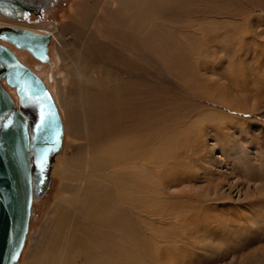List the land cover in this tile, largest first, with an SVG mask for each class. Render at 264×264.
Segmentation results:
<instances>
[{
	"label": "rangeland",
	"instance_id": "obj_1",
	"mask_svg": "<svg viewBox=\"0 0 264 264\" xmlns=\"http://www.w3.org/2000/svg\"><path fill=\"white\" fill-rule=\"evenodd\" d=\"M51 5L16 23L55 35L40 76L65 128L19 264L61 255L87 182L122 173L162 264H264V0Z\"/></svg>",
	"mask_w": 264,
	"mask_h": 264
},
{
	"label": "water",
	"instance_id": "obj_2",
	"mask_svg": "<svg viewBox=\"0 0 264 264\" xmlns=\"http://www.w3.org/2000/svg\"><path fill=\"white\" fill-rule=\"evenodd\" d=\"M51 0H0V14L14 20L43 16ZM0 40L49 62L52 37L30 29L0 26ZM7 86L15 89L17 103ZM42 129L37 128L41 114ZM0 264H17L25 248L34 201L49 188L53 163L63 147L58 103L43 78L0 42ZM13 253L18 255L13 256Z\"/></svg>",
	"mask_w": 264,
	"mask_h": 264
},
{
	"label": "bare ground",
	"instance_id": "obj_3",
	"mask_svg": "<svg viewBox=\"0 0 264 264\" xmlns=\"http://www.w3.org/2000/svg\"><path fill=\"white\" fill-rule=\"evenodd\" d=\"M135 7V3H131L129 10L133 11ZM0 24L18 27V24L11 21L0 20ZM32 31L55 37L52 32H48L47 30L32 29ZM0 42L15 50L29 52L27 49L17 48L11 43H6L1 40ZM58 45L60 50H63L61 44L58 43ZM48 49L50 50V45ZM50 61L51 58L46 63L38 60L39 65L34 70L40 75L43 66L50 64ZM4 85L6 89L9 87L5 82ZM13 90L15 92V89ZM106 175L108 174L106 173ZM106 175L104 174L103 177ZM85 176L87 177L88 174H85ZM127 177L128 175L122 173V176L108 175L104 178L107 184L100 183L98 180L87 182V186L83 191L84 198L80 201L81 204L79 206L82 211L76 217V225L74 224L75 230L71 232V237L67 240L68 243L64 248L65 250H62L61 255H57L58 245L56 246L57 249L50 247L53 249L52 254L45 255L39 263L77 264L79 261H82V264H138L139 262L140 264H162V253H159V251H156L152 247L154 242L156 243L157 241V234L154 232H151L152 235L146 233L142 228L143 220L140 219L141 212H147L149 214H153L154 212L147 210L143 204H140L141 201L137 202L133 200L131 203L128 202L130 198L125 189V182L128 180ZM142 202L144 203V201ZM129 205L132 208H127ZM68 215V213L61 214L60 224L68 220ZM58 227H61V225ZM154 234H156L155 237H153ZM152 237L153 239H151ZM19 262L20 259L17 264Z\"/></svg>",
	"mask_w": 264,
	"mask_h": 264
},
{
	"label": "snow or ice",
	"instance_id": "obj_4",
	"mask_svg": "<svg viewBox=\"0 0 264 264\" xmlns=\"http://www.w3.org/2000/svg\"><path fill=\"white\" fill-rule=\"evenodd\" d=\"M11 123H12V122L9 121L7 125H0V128L8 129V128L11 127ZM44 124H45V116H44V114L42 113V114H41V118H40V123H39V125H37V128L42 129V128L44 127ZM16 255H18V254L13 253V256H16Z\"/></svg>",
	"mask_w": 264,
	"mask_h": 264
},
{
	"label": "flooded vegetation",
	"instance_id": "obj_5",
	"mask_svg": "<svg viewBox=\"0 0 264 264\" xmlns=\"http://www.w3.org/2000/svg\"><path fill=\"white\" fill-rule=\"evenodd\" d=\"M54 0H51L50 2H49V4H48V10L45 12L46 14H48V12H49V10H52V2H53ZM55 3V2H54ZM6 20H9V21H11V22H14L15 24L16 23H24V22H22V21H17V20H13V19H8V18H5ZM18 27H19V25H18ZM21 27V26H20ZM10 47V46H9ZM15 53H16V50L14 49V48H12V47H10ZM17 54V53H16Z\"/></svg>",
	"mask_w": 264,
	"mask_h": 264
}]
</instances>
